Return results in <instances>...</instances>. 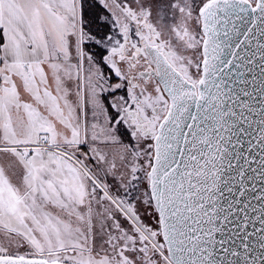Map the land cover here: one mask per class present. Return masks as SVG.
I'll return each instance as SVG.
<instances>
[{"label":"snow or ice","instance_id":"obj_1","mask_svg":"<svg viewBox=\"0 0 264 264\" xmlns=\"http://www.w3.org/2000/svg\"><path fill=\"white\" fill-rule=\"evenodd\" d=\"M0 264H264V0H0Z\"/></svg>","mask_w":264,"mask_h":264}]
</instances>
